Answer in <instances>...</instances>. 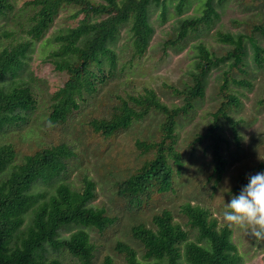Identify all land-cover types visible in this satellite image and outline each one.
<instances>
[{"label": "trees", "instance_id": "obj_1", "mask_svg": "<svg viewBox=\"0 0 264 264\" xmlns=\"http://www.w3.org/2000/svg\"><path fill=\"white\" fill-rule=\"evenodd\" d=\"M192 1L25 0V6L32 9L26 26L30 39L18 41L0 51V80L19 73L33 40L44 35L63 5L76 6L73 16L82 13L83 17L76 24L53 34L57 46L50 52L54 68L66 71L68 78L55 90L48 118L53 123L64 122L72 109L78 107L77 96L97 90V80L105 79V67L110 73L114 71L118 59L115 45L122 27L128 26L132 57L142 56L154 31L149 21L152 8L161 7L160 21L164 22L168 5L174 4L175 13L179 14L191 6ZM223 1L199 0L197 9L201 10L200 14L179 18L177 35L168 38L163 49L168 46L176 48L189 31L214 24L219 17L216 7ZM11 8L10 0H0V14ZM255 27L262 31L264 24ZM217 39L230 43L232 48L225 55L217 56L204 43L196 44L197 60L190 71L192 82L176 90L183 95L181 104L168 106L158 99L153 89H145L143 94L122 99L109 118L90 121L92 130L107 138L128 128L133 119L143 118L151 109L163 117L157 139L135 141L137 149L152 155L114 183L117 195L129 203L139 206L152 191L163 193L173 187L174 165L178 169L182 166L181 153L175 147L178 118L190 113L196 101L205 94L212 68L224 63L228 69H224L223 81L218 85L222 99L214 112V121L199 139L208 140L215 184L225 172L228 159L222 154L221 143L227 142V138L221 131L220 118L230 123L238 142L237 125L240 121L234 120L228 111L241 103L234 86H252V81L245 76L248 72V44L253 50V60L259 66L264 62V47L255 36L242 32L217 31ZM236 71L243 77H235ZM35 102L30 85L12 82L7 87L0 86V128L25 120ZM16 154L12 142L0 141V173L13 163ZM72 154L73 150L64 142L41 148L25 155L0 178V264H65L59 256L52 254L61 251L76 258L75 264H93L94 245L86 228L95 227L102 231L114 219L103 207L90 203L96 197L95 181L84 176L80 188L60 183L48 196L43 191L30 190L31 185L39 180L45 182L57 177L65 169L66 158ZM257 170L264 171V163H259ZM249 176L240 175V182L232 188L235 194L248 182ZM180 209L187 223L196 229V239H188V230L173 219L170 209L165 208L153 214L151 226L137 223L131 227L132 237L144 250L142 258L137 257L134 247L118 241L116 248L124 253L125 262H115L106 256L101 264H240L241 255L232 240L231 227L218 226L216 218L198 203L186 201ZM73 227L76 229L70 234H61L62 230Z\"/></svg>", "mask_w": 264, "mask_h": 264}, {"label": "rangeland", "instance_id": "obj_2", "mask_svg": "<svg viewBox=\"0 0 264 264\" xmlns=\"http://www.w3.org/2000/svg\"><path fill=\"white\" fill-rule=\"evenodd\" d=\"M10 2L12 8L0 14V51L18 41L30 39L26 26L32 14L31 7L25 6V0ZM198 2L193 0L191 6L179 14L175 13L174 4L168 5L164 22L160 21L161 7L152 8L149 21L154 31L142 56L132 57L128 26L122 27L115 45L118 59L114 71L110 73L105 67V79L97 80V90L77 96L78 107L72 109L64 122L53 123L48 118L54 92L68 78L66 71L54 68L50 52L57 46L52 39L53 34L76 24L83 17L82 13L73 16L76 6L63 5L44 35L33 40L19 73L0 80V86L7 87L12 82L30 85L36 98L34 108L25 120L0 128V141L12 142L17 153L13 163L0 173V178L29 153L62 142L69 145L73 154L66 158L65 169L51 181L35 182L30 190L43 191L48 196L60 183L80 188L84 176L95 181L96 197L90 203L103 207L114 219L102 231L95 227L86 228L94 245L93 264H101L106 256L115 262H125L124 253L116 248L118 241L134 247L137 257L142 258L144 250L132 237L131 227L137 223L151 226L153 214L165 208L170 209L173 219L188 230V239H196V229L187 223L180 209L186 201L208 209L218 226L228 225L223 212L235 194L233 186L240 182L241 174H255L259 171L258 164L264 163V62L260 66L254 62L253 50L248 44V72L245 76L252 81V86H234L241 103L228 111L234 120L240 121L237 125L238 142L234 139L230 123L220 118L221 131L227 138V142L221 143V151L228 164L219 182L215 184L212 176L213 161L208 140H200L199 135L204 134L214 121V112L221 102L218 85L223 81L224 69H228L225 63L212 68L204 96L196 101L190 113L178 118L175 147L181 153L182 166L178 169L174 165L173 187L163 193L152 191L139 206L117 195L115 181L125 178L152 155L137 149L135 141L157 139L163 117L151 109L143 118L133 119L128 128L107 138L95 133L90 121L109 118L122 99L143 94L145 89H153L158 99L168 106L181 104L183 95L176 90L192 82L190 71L197 60L196 44L204 43L217 56L225 55L232 48L230 43L217 39V31L252 34L264 47V29L259 31L255 27L264 24V0H225L216 7L219 17L213 21L214 24L210 27L201 25L189 31L176 48L168 46L163 49L164 42L177 35L179 18L200 14ZM234 76L239 78L242 75L236 71ZM75 229L62 230L61 234L66 236ZM231 229L232 240L241 255L240 264H264V239L245 233L239 226ZM52 254L59 256L65 264L76 262V258L67 251Z\"/></svg>", "mask_w": 264, "mask_h": 264}, {"label": "clouds", "instance_id": "obj_3", "mask_svg": "<svg viewBox=\"0 0 264 264\" xmlns=\"http://www.w3.org/2000/svg\"><path fill=\"white\" fill-rule=\"evenodd\" d=\"M228 227L239 226L258 239H264V171L248 177V182L227 202L223 212Z\"/></svg>", "mask_w": 264, "mask_h": 264}]
</instances>
